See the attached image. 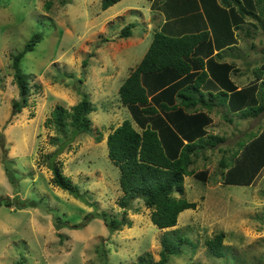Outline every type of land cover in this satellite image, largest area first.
<instances>
[{
    "label": "rangeland",
    "instance_id": "374dc122",
    "mask_svg": "<svg viewBox=\"0 0 264 264\" xmlns=\"http://www.w3.org/2000/svg\"><path fill=\"white\" fill-rule=\"evenodd\" d=\"M200 1L207 11L214 6L210 0H191V9L188 5L185 14L173 18L178 35L197 23L209 28ZM251 1L256 11L255 0ZM99 2L0 0V196L16 194L19 200L37 203L21 208L0 205V264H102L101 256L105 264H123L145 251L151 259L148 264H153L162 247L161 236L171 228L186 241L179 244L178 253L167 255L164 264H264V167L252 185L217 182L218 159L229 160L234 140L256 130L264 121V110L256 117L227 121L220 108L215 111L213 107L207 130L224 139L199 150L191 164L194 170L201 166L208 169L207 181L183 176V196L196 205L179 211L174 225L156 227L149 209L134 199L132 210H126L129 226L109 232L98 217L72 226L93 208L117 216L121 211L116 203L121 192L118 169L107 157L105 135L123 118L140 129L126 104L119 101L117 87L140 59L152 29L158 23L161 26L163 17L161 10L150 7V0H118L104 9ZM241 20L235 30L236 46L223 47L221 53L227 62L232 61L235 69L229 76L239 84L251 78V69L264 61V15ZM128 22L133 23L130 34L119 36L121 26ZM35 31L42 37L20 59L31 93L26 105L11 113V101L18 97L9 66L11 54ZM82 92L88 94L94 107L88 113L92 131L74 136L57 150L67 139L69 126L56 128L49 112L55 103L66 107L75 103ZM97 130L99 141L94 139ZM50 154L85 202L49 181ZM2 159L12 169V182ZM52 213L67 219V225L56 229ZM219 231L224 253L214 256L205 240Z\"/></svg>",
    "mask_w": 264,
    "mask_h": 264
},
{
    "label": "trees",
    "instance_id": "16d2710c",
    "mask_svg": "<svg viewBox=\"0 0 264 264\" xmlns=\"http://www.w3.org/2000/svg\"><path fill=\"white\" fill-rule=\"evenodd\" d=\"M116 1L100 0L99 6L104 9ZM210 2L214 6L208 11L205 3H199L206 11L203 16L207 18L209 28L197 23L189 27L188 32L178 35L173 18L191 9V0H150V7L162 12L161 26L158 24L152 29L147 48L117 87L119 101L126 104L140 129H136L128 118H123L105 135L107 157L118 169L117 184L121 192L116 203L121 211L117 216L105 209L93 208L85 212L79 222L73 223V227L82 226L91 217L100 218L109 232L123 225L129 226L126 210H132L134 199L141 200L149 209V218L156 227L174 225L179 211L196 205V201L183 196V176L189 174L205 181L207 168L194 170L191 164L199 150L213 147L224 139L223 135L206 129L210 120L208 112L214 105H223L228 113L223 118L230 121L232 115L254 117L264 110V61L253 67L251 79L238 87L229 76L230 70L235 69L232 61L214 59L222 58L223 47L236 46L233 43L236 41L235 30L240 28L244 16L258 19V15H264V0H255L256 11L252 9L251 0ZM48 5L46 1L44 6L48 8ZM214 7L219 10H214ZM131 26L132 22L125 23L118 35L128 36ZM245 33L248 30L245 29ZM41 37L40 32H33L21 49L11 54L9 66L18 94L11 101V113L19 112L31 93L28 75L22 71L20 59ZM213 49L216 51L212 54ZM92 109L94 107L86 92H82L80 98L68 107L60 103L53 105L49 113L56 128L69 126L67 139L57 146V150H61L74 136L92 131V120L88 116ZM94 139H101L98 130ZM53 155L50 154L47 161L51 172L49 181L85 202L76 184L62 172ZM2 160L7 179L12 182V169L6 159ZM221 161V182L249 184L264 166V123L248 141L237 142V148L228 161ZM0 205L21 208L34 207L37 203L33 199L19 200L15 194L10 198L0 196ZM45 209L48 210L47 207ZM67 222V219L52 213V224L56 229L66 226ZM173 230H164L159 257L153 264H164L167 255L178 253L179 244L186 241ZM221 238L222 232L219 231L205 240L208 252L214 256L224 253ZM99 251L103 255V251ZM100 258L105 264V257ZM148 263L151 259L149 252L145 251L123 264Z\"/></svg>",
    "mask_w": 264,
    "mask_h": 264
},
{
    "label": "crops",
    "instance_id": "0c3cea01",
    "mask_svg": "<svg viewBox=\"0 0 264 264\" xmlns=\"http://www.w3.org/2000/svg\"><path fill=\"white\" fill-rule=\"evenodd\" d=\"M161 21V20H160ZM159 24V23H158ZM158 24H157V26H158ZM156 26V27H157ZM155 28V27H154ZM215 51H216V49H213V51H212V54L213 53H215ZM223 58V59H222ZM221 59L220 58H218V60L219 61H221V60H226L225 59V57H222ZM205 59V58H204ZM230 77H231V75H230ZM251 78H246L245 79V82L243 83V82H240L241 84H239V83H236V81L234 80L233 82H235L236 84H237V86L239 87V86H241V85H243V84H245V83H247L249 80H250ZM233 80V79H232ZM213 107H215V111H217V109H219L220 108V110L222 111V117H223V115H225V114H228L227 113V111H226V107L225 106H223V105H214ZM213 107H212V109H211V111L213 110ZM217 107H219V108H217ZM211 111H209L208 112V115L210 116V120H209V122L206 124V129L210 126V121L212 122V115H211ZM235 115H232L231 116V120L230 121H238V117H234ZM258 116V115H257ZM234 117V118H233ZM256 117V116H255ZM246 118H249V117H246ZM250 118H252V117H250ZM242 119H245V118H242ZM228 121V120H227ZM263 123H264V121H262ZM263 123H261L260 125H259V127L256 129V130H252V129H250V130H248L247 132H245V133H248L247 134V136L246 137H243V139L242 138H237V139H235L234 140V144H233V148H232V150H230V152H229V157H231V154L233 153V151L237 148V142H239L240 140H243L244 142H246V141H248L252 136H254V135H256L258 132H259V130L261 129V127H262V124ZM244 133V134H245ZM198 153V152H197ZM203 155V153L201 152V154H200V156H202ZM203 157V156H202ZM201 159H203V158H201ZM222 160V158H219L218 159V163H217V166H218V174H219V181H217L218 183H222V184H225V183H223V182H221V177H220V170H221V161ZM264 167V166H263ZM263 167H261L260 169H259V171L255 174V176H254V178L252 179V181L249 183V184H253L255 181H256V179H257V176H258V174H259V172L260 171H263L262 169H263ZM202 168H204V167H202L201 166V169ZM225 170V168H223V170L222 171H224ZM207 174H208V169H207ZM206 181H207V177H206ZM230 184H233V183H230ZM239 185H248V184H239Z\"/></svg>",
    "mask_w": 264,
    "mask_h": 264
}]
</instances>
